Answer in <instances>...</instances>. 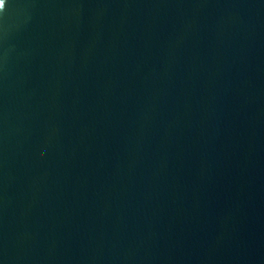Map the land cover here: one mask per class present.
I'll return each instance as SVG.
<instances>
[{
    "label": "water",
    "instance_id": "95a60500",
    "mask_svg": "<svg viewBox=\"0 0 264 264\" xmlns=\"http://www.w3.org/2000/svg\"><path fill=\"white\" fill-rule=\"evenodd\" d=\"M0 264H264V0H0Z\"/></svg>",
    "mask_w": 264,
    "mask_h": 264
},
{
    "label": "snow or ice",
    "instance_id": "6c2138e0",
    "mask_svg": "<svg viewBox=\"0 0 264 264\" xmlns=\"http://www.w3.org/2000/svg\"><path fill=\"white\" fill-rule=\"evenodd\" d=\"M3 3H4V0H3Z\"/></svg>",
    "mask_w": 264,
    "mask_h": 264
}]
</instances>
